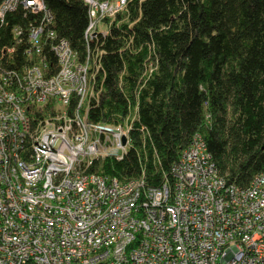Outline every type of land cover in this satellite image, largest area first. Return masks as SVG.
I'll use <instances>...</instances> for the list:
<instances>
[{
  "label": "built area",
  "instance_id": "built-area-1",
  "mask_svg": "<svg viewBox=\"0 0 264 264\" xmlns=\"http://www.w3.org/2000/svg\"><path fill=\"white\" fill-rule=\"evenodd\" d=\"M86 1L91 40L125 0ZM19 6L39 17L19 75L0 67V264H264V170L228 183L198 133L158 186L87 170L124 154L130 126L87 120L98 65L55 38L43 0H0V23ZM43 47L56 58L49 75Z\"/></svg>",
  "mask_w": 264,
  "mask_h": 264
},
{
  "label": "trees",
  "instance_id": "trees-1",
  "mask_svg": "<svg viewBox=\"0 0 264 264\" xmlns=\"http://www.w3.org/2000/svg\"><path fill=\"white\" fill-rule=\"evenodd\" d=\"M43 1L55 38L78 60L89 54L91 69L98 65L83 103L87 120L130 126L124 154L92 158L87 170L120 181L142 175L158 186L195 133L228 183L247 186L264 170V0H125L91 40L86 0ZM38 17L21 6L4 13L6 74L19 75L28 61L27 28ZM14 25L22 28L18 36ZM43 53L49 75L56 58ZM76 101L71 94L68 109Z\"/></svg>",
  "mask_w": 264,
  "mask_h": 264
},
{
  "label": "rangeland",
  "instance_id": "rangeland-1",
  "mask_svg": "<svg viewBox=\"0 0 264 264\" xmlns=\"http://www.w3.org/2000/svg\"><path fill=\"white\" fill-rule=\"evenodd\" d=\"M118 1L121 2V0H118ZM101 25H102V26H101ZM99 26H100V28H101V27H105L104 24H103V22H100V25H99Z\"/></svg>",
  "mask_w": 264,
  "mask_h": 264
},
{
  "label": "crops",
  "instance_id": "crops-1",
  "mask_svg": "<svg viewBox=\"0 0 264 264\" xmlns=\"http://www.w3.org/2000/svg\"><path fill=\"white\" fill-rule=\"evenodd\" d=\"M98 25H100V23L98 24ZM102 26V25H101ZM105 26V25H104ZM100 27V26H99ZM101 29H104V27H101Z\"/></svg>",
  "mask_w": 264,
  "mask_h": 264
}]
</instances>
